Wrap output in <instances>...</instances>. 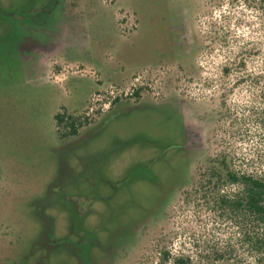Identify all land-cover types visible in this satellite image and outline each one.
Returning <instances> with one entry per match:
<instances>
[{"label": "rangeland", "instance_id": "1", "mask_svg": "<svg viewBox=\"0 0 264 264\" xmlns=\"http://www.w3.org/2000/svg\"><path fill=\"white\" fill-rule=\"evenodd\" d=\"M181 6L0 0V264H160L157 245L248 257L194 184L224 154L264 174V0L204 11L197 72L170 78L161 18ZM67 112L75 135L58 132Z\"/></svg>", "mask_w": 264, "mask_h": 264}, {"label": "trees", "instance_id": "2", "mask_svg": "<svg viewBox=\"0 0 264 264\" xmlns=\"http://www.w3.org/2000/svg\"><path fill=\"white\" fill-rule=\"evenodd\" d=\"M77 113H58L55 122L60 128L68 129L65 135H75L81 124ZM59 135V136H63ZM198 201H204L206 208L226 216L239 229L241 245L248 257L242 256L233 245H204L193 255L179 253L172 255L168 245H157L155 255L160 264H264V174L238 172L230 155L209 157L196 183ZM237 187L234 193L225 188Z\"/></svg>", "mask_w": 264, "mask_h": 264}, {"label": "flooded vegetation", "instance_id": "3", "mask_svg": "<svg viewBox=\"0 0 264 264\" xmlns=\"http://www.w3.org/2000/svg\"><path fill=\"white\" fill-rule=\"evenodd\" d=\"M181 2L182 6L179 11L164 14L161 18L167 26V47L164 46L159 54L160 61L157 66L160 69L167 68L171 70L167 73L170 78L177 74L186 76L189 74V77L195 75L197 72L198 49L202 43V37L197 29L198 17L204 11H209L210 8L221 4V0H181ZM162 84L165 86V81ZM181 101L186 103L183 100ZM193 125L199 127L196 123H193ZM193 134L192 131H189V147H195L193 141L198 140V138L202 143L203 134H201L200 129L198 128Z\"/></svg>", "mask_w": 264, "mask_h": 264}]
</instances>
